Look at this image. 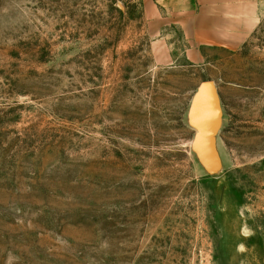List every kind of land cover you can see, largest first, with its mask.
Returning a JSON list of instances; mask_svg holds the SVG:
<instances>
[{
    "label": "rangeland",
    "instance_id": "rangeland-1",
    "mask_svg": "<svg viewBox=\"0 0 264 264\" xmlns=\"http://www.w3.org/2000/svg\"><path fill=\"white\" fill-rule=\"evenodd\" d=\"M151 32L143 0H0V264H264V10L199 65Z\"/></svg>",
    "mask_w": 264,
    "mask_h": 264
},
{
    "label": "crops",
    "instance_id": "crops-1",
    "mask_svg": "<svg viewBox=\"0 0 264 264\" xmlns=\"http://www.w3.org/2000/svg\"><path fill=\"white\" fill-rule=\"evenodd\" d=\"M263 10L264 0H143V16L153 30V58L161 66L173 64L170 37L161 34L163 28H178L185 43L184 58L199 65L204 61L203 48L236 51L243 46L259 26ZM195 95L188 118L191 128L198 132L191 116Z\"/></svg>",
    "mask_w": 264,
    "mask_h": 264
},
{
    "label": "water",
    "instance_id": "water-1",
    "mask_svg": "<svg viewBox=\"0 0 264 264\" xmlns=\"http://www.w3.org/2000/svg\"><path fill=\"white\" fill-rule=\"evenodd\" d=\"M191 116L198 129V134L203 132L213 134L217 131L219 124L218 101L211 84L200 86L198 93L195 95Z\"/></svg>",
    "mask_w": 264,
    "mask_h": 264
}]
</instances>
